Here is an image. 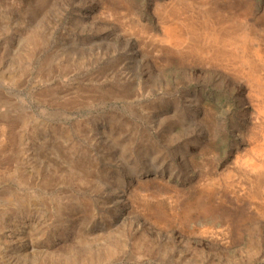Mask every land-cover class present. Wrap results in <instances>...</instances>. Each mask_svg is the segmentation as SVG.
I'll use <instances>...</instances> for the list:
<instances>
[{
  "label": "rangeland",
  "instance_id": "obj_1",
  "mask_svg": "<svg viewBox=\"0 0 264 264\" xmlns=\"http://www.w3.org/2000/svg\"><path fill=\"white\" fill-rule=\"evenodd\" d=\"M0 264H264V0H0Z\"/></svg>",
  "mask_w": 264,
  "mask_h": 264
}]
</instances>
